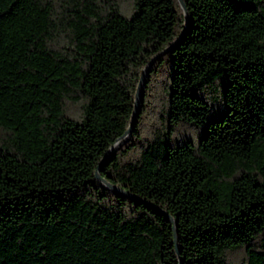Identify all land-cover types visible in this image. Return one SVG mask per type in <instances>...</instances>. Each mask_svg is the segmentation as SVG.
Masks as SVG:
<instances>
[{
  "label": "trees",
  "instance_id": "16d2710c",
  "mask_svg": "<svg viewBox=\"0 0 264 264\" xmlns=\"http://www.w3.org/2000/svg\"><path fill=\"white\" fill-rule=\"evenodd\" d=\"M182 2L0 0V264H264V0Z\"/></svg>",
  "mask_w": 264,
  "mask_h": 264
},
{
  "label": "water",
  "instance_id": "95a60500",
  "mask_svg": "<svg viewBox=\"0 0 264 264\" xmlns=\"http://www.w3.org/2000/svg\"><path fill=\"white\" fill-rule=\"evenodd\" d=\"M178 2L180 4V6H181V9L183 10V12L185 14V19L187 21V13H186L185 6H184L182 0H178ZM152 61H153V59L151 60L150 63H152ZM146 73H147V71L143 73V76H142V79H141V83H144V81H145L144 80V76H145ZM140 98H141V92H138V94L136 96V99H135V104H134V109H133L131 123L135 119V117L137 115V112L139 110ZM128 134H129V130L126 131L125 136L121 140H118L113 146H111V148L106 153V157L109 156L110 154H112L115 151V149H117L119 147V145L125 141V139L128 137ZM97 179L105 188L111 190L112 192H114L116 194L124 195L126 197H129L131 200H135V201H139L140 200L137 196L129 194L128 192L122 191L120 188L103 181L99 176H97Z\"/></svg>",
  "mask_w": 264,
  "mask_h": 264
}]
</instances>
